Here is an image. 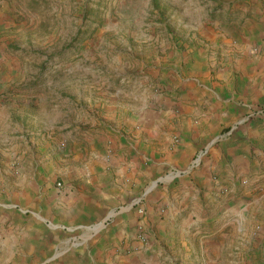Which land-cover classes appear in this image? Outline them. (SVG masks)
<instances>
[{
    "label": "rangeland",
    "instance_id": "1",
    "mask_svg": "<svg viewBox=\"0 0 264 264\" xmlns=\"http://www.w3.org/2000/svg\"><path fill=\"white\" fill-rule=\"evenodd\" d=\"M193 33L196 39L190 38ZM196 52L212 66L204 63L192 70L189 59ZM244 65L254 70H243ZM169 99L182 110L192 108L189 116L199 125L188 122L180 130L178 117L165 120L164 103ZM224 102L240 105L241 112L225 121L220 116L216 122L211 109ZM128 105L137 108L140 121L156 118L164 129L175 125L170 146L178 145L182 137L190 139L196 149L190 161L213 140L202 158L225 147L231 129L236 135L264 122V0H0V203L16 201L19 184L37 185L38 195L44 197L59 182L72 187L74 196L82 194L81 186L104 174L95 170L87 175L85 164L101 160L105 165L113 162V167L118 151L114 145L129 146L135 140V128L123 131V124L132 118L115 114L118 107ZM205 116L213 119L211 126L201 125ZM36 130L44 136H29L34 140L26 143L25 135ZM252 155L255 161L261 158L260 153ZM188 167L189 163L180 162L168 172L141 180L137 196L127 195L116 204L127 211L133 199L140 198L128 210L141 221L136 231L144 247L134 264H227L230 260L215 245L234 242L217 236H236V223L209 229L212 236L204 234L208 237L201 242V254L198 241L194 246L198 255L188 256L183 250L174 254L168 246L159 252L157 238L161 231L171 236L170 224L162 230L165 208L152 205L159 203L151 197L161 192L160 185L145 193L155 180ZM195 172L194 167L189 171ZM128 173L123 175V186L132 189L136 183H130ZM240 186L236 198L245 194V184ZM263 214L251 216L249 233L258 234ZM6 231L0 223V232Z\"/></svg>",
    "mask_w": 264,
    "mask_h": 264
},
{
    "label": "crops",
    "instance_id": "2",
    "mask_svg": "<svg viewBox=\"0 0 264 264\" xmlns=\"http://www.w3.org/2000/svg\"><path fill=\"white\" fill-rule=\"evenodd\" d=\"M190 38L196 39V34H191ZM192 56L193 59H189L192 70L200 68L204 63L212 66L205 59L201 60L197 52ZM245 67L250 73L254 70L251 65L241 68L245 70ZM244 76L246 77L245 72ZM192 81L195 88L199 87L195 80ZM250 81V77L247 78V83ZM255 87L254 80L253 88ZM132 100L136 102V97H132ZM164 104L167 105L164 119L178 117L176 125L180 130L185 129L188 122L199 125L189 116L192 108L182 110L172 99ZM136 110L133 105L123 109L118 107L115 112L118 113V118L122 114L123 117L128 115L132 118V122L123 124V131L127 133L135 128L136 136H132L135 140H130L129 146L121 142L118 147L117 144L114 145L118 151L117 160H114L116 165L113 167V162L105 165L101 160L85 164L84 171L87 175L95 173V170H103L104 174L98 179L93 176L89 184L81 186L82 194L74 196L72 187H65L59 182L57 185L60 186L50 189L49 194L44 197L38 195L37 185L19 184V198L14 202L0 203V223L8 228L6 233L0 232V264H134L141 257L144 247L136 231L141 221L133 213L129 214L128 210L133 209L140 198L133 199L127 211L116 204L118 201L122 202L127 195H136L141 180H149L157 174L168 172L167 168L172 169L174 164L180 162H187L190 167L186 171L168 173V176L155 180L149 193H145L151 194V191L157 189V183L160 185L158 190L161 192L157 191L151 197L153 202L159 203L152 205L165 208L166 217L161 223L170 224L171 236L167 237L161 231L157 238L159 252L168 246L174 250V254L183 250L188 256L198 255L194 247L195 241H198L201 254V242L208 237L204 234L212 236L211 230L218 226L236 223V227L232 225L236 229V236H217L227 237L234 242L216 243V249L221 248L230 257L227 264H237L236 260L240 261L239 264H261L260 260H264V214L258 234L249 233L248 224L252 215L261 211L264 213V183L251 186L256 182H264V122L246 127L236 135H232L231 129L227 133L228 136L231 135L229 141L224 142L226 148L217 147L210 156L202 158L208 147L215 142L213 140L208 147H204V152L198 151L200 154L197 159L190 161L196 153L190 139L182 137L178 145L170 146L169 136L175 125L171 124L164 129L156 118L140 121L139 114H135ZM211 110L216 112V122L220 116V121H225L241 112L240 105L228 102L214 103ZM209 119L208 116L200 118L201 125L211 126L213 119H210V124ZM194 125L189 128L195 127ZM35 135L44 136L41 130H36L35 134L27 133L24 137L27 139L26 143L32 142L33 138L29 136ZM144 135L150 139L146 140ZM163 135L164 140H161ZM125 137L129 138L123 136L122 139ZM165 143L168 146L161 149L157 147ZM93 144L99 148V143ZM255 152L261 155V158H257L258 161L252 155ZM90 156L96 159V154L90 153ZM193 167L196 172L191 174L189 171ZM125 171L130 172V183H136L132 189L123 186ZM240 184H245L242 191L245 194L236 198V190L241 189ZM258 187H261L260 192L251 195ZM147 207L149 208L148 205ZM165 225L162 227L163 231ZM259 244H262V248H259Z\"/></svg>",
    "mask_w": 264,
    "mask_h": 264
},
{
    "label": "built area",
    "instance_id": "3",
    "mask_svg": "<svg viewBox=\"0 0 264 264\" xmlns=\"http://www.w3.org/2000/svg\"><path fill=\"white\" fill-rule=\"evenodd\" d=\"M58 187L60 186V184L57 185Z\"/></svg>",
    "mask_w": 264,
    "mask_h": 264
}]
</instances>
